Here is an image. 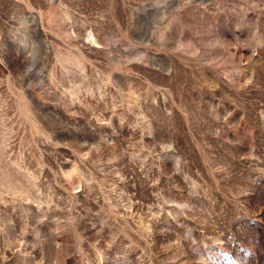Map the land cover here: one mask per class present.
<instances>
[{"label":"rangeland","instance_id":"rangeland-1","mask_svg":"<svg viewBox=\"0 0 264 264\" xmlns=\"http://www.w3.org/2000/svg\"><path fill=\"white\" fill-rule=\"evenodd\" d=\"M0 264H264V0H0Z\"/></svg>","mask_w":264,"mask_h":264}]
</instances>
